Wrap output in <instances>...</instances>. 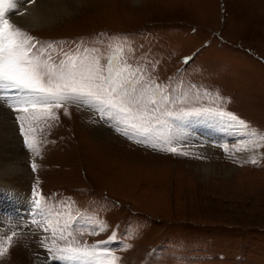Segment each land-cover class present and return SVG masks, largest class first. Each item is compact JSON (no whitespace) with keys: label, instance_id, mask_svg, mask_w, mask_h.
<instances>
[{"label":"rangeland","instance_id":"obj_1","mask_svg":"<svg viewBox=\"0 0 264 264\" xmlns=\"http://www.w3.org/2000/svg\"><path fill=\"white\" fill-rule=\"evenodd\" d=\"M9 15L38 47L54 46L57 64L61 50L95 48L106 65L122 48L169 99L157 96L159 111L149 105L127 135L97 105L50 106L51 118L0 101L26 170L6 181L28 201L0 219V249H8L0 264H62L44 246L61 230V248L106 242L99 247L110 254L101 255L105 264H264V144L256 147L250 135H264V0H79L74 13L43 28L19 26ZM17 115L28 117L37 152L25 145ZM198 117L230 122L241 138L221 140L180 123Z\"/></svg>","mask_w":264,"mask_h":264},{"label":"snow or ice","instance_id":"obj_2","mask_svg":"<svg viewBox=\"0 0 264 264\" xmlns=\"http://www.w3.org/2000/svg\"><path fill=\"white\" fill-rule=\"evenodd\" d=\"M26 2L32 4L35 0H26ZM16 6V0H0V101L5 102L14 112L30 113L31 110L39 109L47 113L49 117L55 118L51 115L50 106L59 108L68 101L83 103L89 107L97 105V110L104 113L109 120H116L117 126L123 122L124 134L127 135L128 128L138 127L134 121L143 118L149 105L152 106V113L159 111L157 96L164 103L168 102L169 97L164 95L165 89L150 77H146V69L139 66L133 67L124 57L122 48H118L106 58V65H101V56L97 55L99 49L95 48H84L83 52L77 49L76 53L61 50L64 59H61L59 64L55 63L52 53L49 52V49L55 50L53 45L49 44L47 49L38 47V42H33L32 37L6 18V11ZM190 59L186 58L184 62L188 63ZM174 114L168 113V115ZM179 114L188 116L202 113L181 112ZM218 115L226 114L220 112ZM227 115L240 127H248L235 115ZM27 118L25 115L16 116L20 134L27 148L37 152L34 141L29 136L33 129L25 127ZM250 135L258 137L256 147L264 144V135L256 132H250ZM223 147L225 151L228 150L227 145ZM166 150L187 155V153L179 152L175 147H169ZM31 166L35 171L36 164L33 163ZM41 200L42 197L35 200L38 209ZM58 217L59 214H57ZM34 223L40 224L41 222L34 221ZM67 226L65 224L64 228ZM43 230L48 231L49 229L45 227ZM104 230L105 228L101 226L100 231ZM52 236L51 246L46 244L44 246L55 259L83 258L90 264H105L104 260L97 261L96 257L110 256L99 249L100 243H106L104 241L92 246L68 245L61 248L57 246L56 240L65 238L63 230L59 235L53 231ZM11 239L10 236L8 240L11 241ZM111 239H115V235L110 237ZM7 250L6 247L0 249V256H3ZM112 264H115V258H112Z\"/></svg>","mask_w":264,"mask_h":264},{"label":"bare ground","instance_id":"obj_3","mask_svg":"<svg viewBox=\"0 0 264 264\" xmlns=\"http://www.w3.org/2000/svg\"><path fill=\"white\" fill-rule=\"evenodd\" d=\"M17 6L10 9V19L22 27H47L53 24L58 18L71 15L76 11L79 0H35V3L28 4L26 0H16ZM1 104V103H0ZM7 111L0 106V187L4 189L3 196L0 194V219L7 214H17L24 209L27 198L18 190L12 188L6 179L15 172L26 171L17 161L20 159V151L16 143L17 138L13 130V124L9 122ZM180 123L200 133L210 134L221 140H237V127L230 122L212 118H188ZM208 146V145H207ZM205 147V146H204ZM24 156V155H23ZM18 159V160H17ZM3 232L0 226V235ZM106 243L99 244L103 246ZM63 258L62 264H90L83 258ZM96 260H103L102 256ZM39 264L43 262L39 261Z\"/></svg>","mask_w":264,"mask_h":264}]
</instances>
